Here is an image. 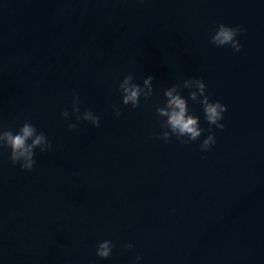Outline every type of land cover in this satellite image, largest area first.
<instances>
[{"label":"water","instance_id":"1","mask_svg":"<svg viewBox=\"0 0 264 264\" xmlns=\"http://www.w3.org/2000/svg\"><path fill=\"white\" fill-rule=\"evenodd\" d=\"M220 23L243 25L240 52L209 42ZM129 73L154 77L135 110ZM191 78L227 106L208 151L207 131L150 138L164 90ZM74 93L99 127L76 121ZM26 120L53 147L30 172L0 149V264H264V0H0V123Z\"/></svg>","mask_w":264,"mask_h":264},{"label":"clouds","instance_id":"2","mask_svg":"<svg viewBox=\"0 0 264 264\" xmlns=\"http://www.w3.org/2000/svg\"><path fill=\"white\" fill-rule=\"evenodd\" d=\"M245 31L243 25L230 26L224 23L217 25L214 34L210 38L212 45L223 47L231 46L235 53L242 49V44L237 39L238 34ZM154 77L148 76L143 80V86L134 83V77L131 73L124 76L119 82L117 91L121 94L122 104L130 106L135 110L140 107V98L144 101L151 100L154 95L153 89ZM183 88L195 89L189 92L188 98H185L181 91ZM165 103L163 106L155 107V116L157 124L161 131L150 133V138H154L164 143H170L172 137L181 144H189L197 141L202 134L207 131L208 135L200 144L202 151H208L216 143L215 133L212 131V126L224 130L225 124L221 123L224 119V113L227 111V106L219 100L213 101L206 93V84L202 78L187 79L180 84H173L163 92ZM188 99L202 106L205 120L209 127L204 129L200 126V118L197 115L190 114ZM116 117L121 115V109L116 105H112ZM71 113L76 121H87L93 127L100 126V117L95 115L91 109H85L83 114H80V97L73 94V102ZM61 118L68 119L69 111L67 108L61 111ZM68 130L72 131L77 128L76 123H69ZM53 147L51 141L42 131H37L36 127L29 121H24L16 131L5 127L0 123V149H8L9 160L13 165H19L22 171H32L36 160L34 159L35 150L39 148L41 153L51 150ZM114 247L112 241L105 240L98 244L96 256L102 259H107L112 253ZM125 249L133 248L132 243L124 245ZM142 257L137 256V261Z\"/></svg>","mask_w":264,"mask_h":264}]
</instances>
